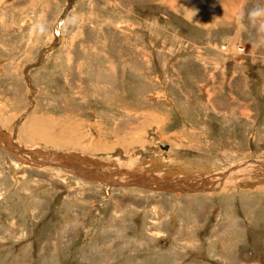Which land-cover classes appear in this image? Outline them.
Wrapping results in <instances>:
<instances>
[{
    "label": "rangeland",
    "instance_id": "374dc122",
    "mask_svg": "<svg viewBox=\"0 0 264 264\" xmlns=\"http://www.w3.org/2000/svg\"><path fill=\"white\" fill-rule=\"evenodd\" d=\"M0 135V264H264V0H0Z\"/></svg>",
    "mask_w": 264,
    "mask_h": 264
},
{
    "label": "bare ground",
    "instance_id": "6f19581e",
    "mask_svg": "<svg viewBox=\"0 0 264 264\" xmlns=\"http://www.w3.org/2000/svg\"><path fill=\"white\" fill-rule=\"evenodd\" d=\"M1 136V135H0ZM3 137L4 136H2V139H0V144L1 145H7L8 147H11L12 149H13V144L11 143V141H4L3 140ZM1 138V137H0ZM3 143H5V144H3ZM9 143H11V145L12 146H10L9 145ZM19 149V148H18ZM15 151V150H14ZM19 152H22V155L20 156V157H22V159L24 160V161H26V162H28L29 164L28 165H36V166H38V167H42V166H44V165H50L51 163H49V164H45L46 162L45 161H43V162H38V160H37V158L35 157V160H33V157H31L30 155H27V154H25L23 151H20V150H18ZM17 151V152H18ZM17 152L15 151V153L17 154ZM86 159V158H85ZM21 160V159H20ZM48 162H50V161H48ZM153 162V161H152ZM151 162V163H152ZM65 163H66V161H65ZM188 164V163H187ZM51 165H54V162L51 164ZM250 165V164H249ZM248 165V166H249ZM251 165H253L252 167H255V168H258L259 170H261V171H264V166H263V164L262 163H259V164H255V163H253V164H251ZM54 166H56V165H54ZM66 166V165H65ZM64 166V164L63 163H61L60 165H58V167H62V168H64L65 167ZM68 167V166H67ZM67 167H65V168H67ZM237 167H239L240 169L239 170H228L227 172H225V173H223V174H220V177H221V179H219V175H218V180L216 179V177H215V179L216 180H210L209 178H206V179H203V177L201 176L200 178H202V179H200L199 180V183L201 182L202 184H204L205 185V183H206V186H210V187H213V188H211L210 190H209V192H211V191H216V190H218L217 189V187L218 188H222L223 187V185H225V183H227L226 185H228L233 179H236V178H238L240 175H242L246 170H245V168H246V166L245 165H243V166H237ZM251 167V166H250ZM71 169H74L75 171H78L79 172V174H84L85 175V173H84V170H83V168L80 166V165H74V167H70ZM233 169H235V168H233ZM90 170L91 171H93L94 172V174H90L91 176L90 177H93V178H95L96 177V179H98V181H101L102 183H104L105 185H107V186H127V187H134V185L136 186V187H141V186H144V184L145 183H143V182H141V183H137V184H133V183H130V182H126V183H122V182H120L119 180H115V179H113L112 177H105L106 175L103 173V172H99V168H98V166H96V164H94L93 166H90ZM193 176V175H192ZM197 177H198V175H197ZM194 178H196V177H194ZM240 178V177H239ZM251 179V178H250ZM189 181H191L190 179H189ZM209 181V182H208ZM212 183H211V182ZM149 182V181H148ZM154 183H156V182H154ZM165 183H167V182H165ZM192 183V182H191ZM123 184V185H122ZM153 184V183H152ZM158 184V183H157ZM167 184H169V183H167ZM176 184H178V183H176ZM128 185H131V186H128ZM156 185V184H155ZM212 185V186H211ZM157 186V185H156ZM191 186V185H190ZM190 186H189V188H190ZM177 187H179V186H176V188ZM183 186H180L179 188H182ZM207 188V187H206ZM201 189H205L204 187L203 188H201ZM184 190H187V189H184ZM206 190H208V188L206 189ZM197 191V190H196ZM188 192H190L189 190H188Z\"/></svg>",
    "mask_w": 264,
    "mask_h": 264
},
{
    "label": "built area",
    "instance_id": "2783aa9c",
    "mask_svg": "<svg viewBox=\"0 0 264 264\" xmlns=\"http://www.w3.org/2000/svg\"><path fill=\"white\" fill-rule=\"evenodd\" d=\"M236 49H237V52H239V53L242 52V50H243L242 47H240L239 45H236Z\"/></svg>",
    "mask_w": 264,
    "mask_h": 264
},
{
    "label": "water",
    "instance_id": "95a60500",
    "mask_svg": "<svg viewBox=\"0 0 264 264\" xmlns=\"http://www.w3.org/2000/svg\"><path fill=\"white\" fill-rule=\"evenodd\" d=\"M58 26V25H57Z\"/></svg>",
    "mask_w": 264,
    "mask_h": 264
}]
</instances>
